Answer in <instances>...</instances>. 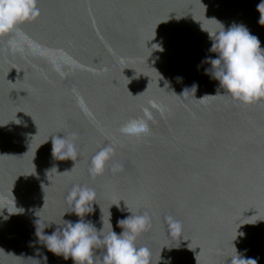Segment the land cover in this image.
I'll return each instance as SVG.
<instances>
[{
    "label": "water",
    "instance_id": "1",
    "mask_svg": "<svg viewBox=\"0 0 264 264\" xmlns=\"http://www.w3.org/2000/svg\"><path fill=\"white\" fill-rule=\"evenodd\" d=\"M260 3L36 0L35 18L0 35V264H73L42 232L71 211L74 185L94 190L83 219L104 235L109 216L117 234L118 219L149 218L135 244L151 264H228L236 252L264 264V100L222 94L202 63L222 25L264 48ZM145 109L150 131L121 134ZM56 137L74 161L52 154ZM108 145L104 173L90 176Z\"/></svg>",
    "mask_w": 264,
    "mask_h": 264
},
{
    "label": "clouds",
    "instance_id": "2",
    "mask_svg": "<svg viewBox=\"0 0 264 264\" xmlns=\"http://www.w3.org/2000/svg\"><path fill=\"white\" fill-rule=\"evenodd\" d=\"M262 5L264 0L257 6L259 11ZM37 15L36 0H0V35L12 32L17 25ZM259 23L264 24V16L261 15ZM209 36L213 41L209 51L217 53V56L206 57L202 63L211 64L212 76L219 81L222 94H227L231 99L243 104L264 100V48H261L260 41L243 26H230L225 30L222 25L220 30L209 33ZM197 67L199 68V65ZM208 71L205 69V73ZM219 89L217 94H221ZM149 120H152V115L145 109L142 118L128 120L121 126L120 132L126 136L136 137L147 134L150 131ZM52 154L58 155L60 159L71 158L74 161L75 145L66 141L64 137L52 138ZM113 155L114 148L111 145L100 148L91 157L89 175L92 177L102 175ZM66 200L71 206V211L65 213H74L80 219L75 222L65 220L62 218L65 214L63 213L60 223L55 221L48 223L47 227L53 223L57 226L51 234L42 232L46 237L44 243L48 251L62 255L64 260L71 258L73 264H151L150 250L137 247L135 244L138 235L149 225V218L146 215L131 213L124 219H118L117 227L122 229L119 234L113 231L109 216L111 231L104 235L102 229L98 232L91 222H85L83 219L91 212L95 202L94 190L74 185L68 192ZM173 229L179 232V224L173 223ZM44 259L46 261L47 258ZM249 262L256 264V260L244 259L237 252L235 256L228 258V264Z\"/></svg>",
    "mask_w": 264,
    "mask_h": 264
}]
</instances>
